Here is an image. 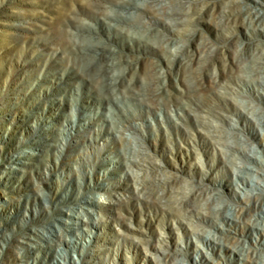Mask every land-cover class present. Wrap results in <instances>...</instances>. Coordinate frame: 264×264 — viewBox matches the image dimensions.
<instances>
[{"label":"rangeland","instance_id":"374dc122","mask_svg":"<svg viewBox=\"0 0 264 264\" xmlns=\"http://www.w3.org/2000/svg\"><path fill=\"white\" fill-rule=\"evenodd\" d=\"M93 1L0 0V231L9 234L0 242V264H45V256L50 264H156L142 243L159 245L162 237L173 251L189 248L191 260L208 251V264H261L232 254L243 236L225 220L205 232L230 228L232 244L222 250L207 243L204 229L198 233L194 220L179 214L173 193L180 184L201 187L211 201L238 210L264 196V72L262 81L244 72L231 87L217 81L234 50L240 60L245 48L264 53V28L249 26L264 14V0H132L120 25L112 20L120 13L115 0L100 8ZM165 6L183 12L178 17ZM78 31L116 48L124 58L116 72L145 94L110 104L80 76L66 57L82 38ZM163 82L171 83L169 98L158 91ZM209 122L221 124L250 158L222 151ZM135 146L142 166L131 164ZM245 172L257 188L242 179ZM137 174L163 178L143 184ZM86 196L99 211L83 212L92 221L66 230L60 245L24 244L32 227L67 226L64 210L78 209ZM262 237L248 240L256 245Z\"/></svg>","mask_w":264,"mask_h":264},{"label":"bare ground","instance_id":"6f19581e","mask_svg":"<svg viewBox=\"0 0 264 264\" xmlns=\"http://www.w3.org/2000/svg\"><path fill=\"white\" fill-rule=\"evenodd\" d=\"M117 8L120 13L113 14L112 20L114 24H119V22L124 21L130 17L133 11L132 0H115ZM104 3V0H94L93 6L100 8ZM138 2L134 1V4ZM139 4V3H138ZM164 9H168L169 12L175 16H181L183 9L180 8H169L165 6ZM113 23L112 21H110ZM250 27L254 30H259L264 28V14L256 13L250 20ZM79 32V31H78ZM88 32V31H87ZM86 31H81L79 34L82 38L79 41H72L70 44L69 54L66 55L68 62L72 63L76 67L77 73L87 79H90L99 89L102 91L108 102L112 104L117 101L116 98L122 95L126 96H136L140 97L141 94H145L139 88V85L133 83V80L127 78L121 73L116 72L118 66L124 64V58L121 54L117 53V49L113 48L108 42L102 41L99 36L92 33H87ZM248 72L253 75V80H261L259 74L264 72V53H253L249 49L245 48L243 52V59L238 58L237 51H233V60L227 62L224 68V77H218L217 81L224 87H231L234 84H239L245 79V73ZM264 79V76H263ZM174 83V82H173ZM189 86V85H188ZM190 87V86H189ZM158 91L166 98L173 95V90L171 83L163 82L158 85ZM250 101L248 105H250ZM223 123L227 121V117H224ZM264 123V118L261 119ZM209 126L212 127L218 133L217 143L219 144L221 150L235 153L236 151L242 152L245 157L250 158V154L245 151V149L237 142L233 143L226 139V130L219 123L209 122ZM136 157H130L131 164L136 166L144 165L145 156L142 153L141 147H133ZM163 177L159 174H152L148 176L147 174H137L135 175V180L140 183H155L159 182ZM250 173H242V179L246 180L249 184H252L257 188L259 184L256 182L252 183L253 179L249 180ZM264 189V188H263ZM173 195L178 203V211L181 216L192 219L195 230L199 233V229H204L202 232L203 239L212 245L214 248L225 249L231 242L232 236L229 232L230 228H225L224 233L220 234L217 231H206L205 226L215 225L218 220H225V222L231 227L240 230L239 234L242 235V239L238 238L239 244H235L232 248V254L239 258V260L255 261L257 263L264 264V237L256 241L257 244L253 245L249 242L248 237L253 238L258 237L259 234L264 235V196H257L256 198L250 199L246 207H240L233 203L226 202L225 200H219L224 204L219 202L211 201L210 195L204 191V188L193 187L186 184L178 185V188L174 191ZM95 199L91 196H86L84 203L78 205V209L69 208L64 210L67 217H62V221L68 223L67 226L48 224L43 227H32L23 238L24 244L32 245L33 240L39 243L42 240L47 247H50L53 243L60 245L61 240L64 238L65 231L75 232L76 224L87 223L90 221L83 216V212L99 214V211L92 209ZM111 201V200H110ZM112 202V201H111ZM206 203L208 208H212L214 217H206L202 213V206L200 203ZM85 213V214H86ZM92 221V220H91ZM132 236H138L135 229H132ZM258 234V235H257ZM9 237L7 229L0 231V242L7 240ZM230 237V238H228ZM255 243V242H254ZM143 246L147 250L154 254L156 264H205L209 263L210 254L208 251L201 256V260L190 259L189 248L181 249L175 248L172 250L170 244L166 239L162 237L160 244L157 245L149 240H143ZM41 245V243H40ZM230 245V244H229ZM153 247H156L153 248ZM200 248L197 247V250ZM62 252L58 251L53 257L52 261L55 263L59 261V254ZM214 257V256H213ZM45 264H50L47 257H43ZM42 259V262H43ZM217 262H214V264ZM223 264V263H218Z\"/></svg>","mask_w":264,"mask_h":264}]
</instances>
